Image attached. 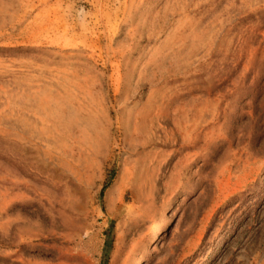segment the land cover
Masks as SVG:
<instances>
[{
	"label": "rangeland",
	"instance_id": "1",
	"mask_svg": "<svg viewBox=\"0 0 264 264\" xmlns=\"http://www.w3.org/2000/svg\"><path fill=\"white\" fill-rule=\"evenodd\" d=\"M0 264H264V0H0Z\"/></svg>",
	"mask_w": 264,
	"mask_h": 264
},
{
	"label": "bare ground",
	"instance_id": "2",
	"mask_svg": "<svg viewBox=\"0 0 264 264\" xmlns=\"http://www.w3.org/2000/svg\"><path fill=\"white\" fill-rule=\"evenodd\" d=\"M160 234V228L155 226V228L152 230V232L150 233L149 237H148V247H151L152 245H154L159 237ZM221 245V240L218 241V244L215 246L213 253H217L219 248Z\"/></svg>",
	"mask_w": 264,
	"mask_h": 264
}]
</instances>
